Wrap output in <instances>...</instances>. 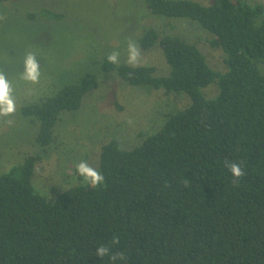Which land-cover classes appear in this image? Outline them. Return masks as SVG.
I'll list each match as a JSON object with an SVG mask.
<instances>
[{
    "label": "trees",
    "instance_id": "16d2710c",
    "mask_svg": "<svg viewBox=\"0 0 264 264\" xmlns=\"http://www.w3.org/2000/svg\"><path fill=\"white\" fill-rule=\"evenodd\" d=\"M143 1L212 33L225 71L213 69L195 44L154 28L136 43L142 50L160 46L167 75L157 76L151 65H112L105 56L102 71L131 85L185 92L190 103L130 148L116 138L103 144L100 186L77 183L45 197L32 184L36 156L1 173L0 264H112L96 256L99 245L125 254L116 264H264V75L256 66L264 60V4ZM212 82L218 93L206 98L202 89ZM97 85L87 73L23 106L39 123L37 144L48 145L59 112L77 109ZM226 160L242 165L238 184Z\"/></svg>",
    "mask_w": 264,
    "mask_h": 264
},
{
    "label": "rangeland",
    "instance_id": "374dc122",
    "mask_svg": "<svg viewBox=\"0 0 264 264\" xmlns=\"http://www.w3.org/2000/svg\"><path fill=\"white\" fill-rule=\"evenodd\" d=\"M208 5L212 0H194ZM250 3L264 0H246ZM42 11L59 15L50 18ZM176 35L195 44L209 65L225 71L224 52L210 44L212 33L187 17H167L153 12L143 0H5L0 2V70L11 81L16 112L0 117V174L36 156L32 184L45 197L83 183L75 164L86 160L99 171L103 144L119 139L130 148L157 131L167 115L190 103L185 92L167 93L147 85H131L116 72L101 70V61L112 51L127 63V42L147 29ZM34 53L41 65L38 83L21 78L25 54ZM142 63L167 75L169 65L158 44L142 50ZM256 66L264 75V60ZM87 73L98 85L83 96L75 110H61L53 125L52 141L36 142L37 120L21 108L52 96L64 84ZM206 98L218 93L216 82L202 89ZM11 120L12 123H7Z\"/></svg>",
    "mask_w": 264,
    "mask_h": 264
},
{
    "label": "clouds",
    "instance_id": "9594fccd",
    "mask_svg": "<svg viewBox=\"0 0 264 264\" xmlns=\"http://www.w3.org/2000/svg\"><path fill=\"white\" fill-rule=\"evenodd\" d=\"M120 53L118 51L110 52L106 60L112 65L119 64ZM142 53L138 44L129 40L127 42V63L130 66L136 67L142 63ZM41 76V65L34 53L28 52L25 54L23 60V71L21 78L25 81L32 83H38ZM16 112V98L14 96V88L11 81L6 78V74L3 70H0V117H8ZM7 123L11 124L12 121L8 120ZM76 171L79 177L83 181L92 187L100 186L104 183V175L93 168L86 160H81L75 164ZM225 167L228 169L232 176L233 184H238L239 181L246 175L242 165L235 161H225ZM185 187L188 186V181H183ZM119 243V237L114 236L112 244L116 245ZM95 254L98 258L103 259L108 257L112 264H116L117 261L125 260V254L120 252L113 253L110 247L105 245L97 246Z\"/></svg>",
    "mask_w": 264,
    "mask_h": 264
}]
</instances>
